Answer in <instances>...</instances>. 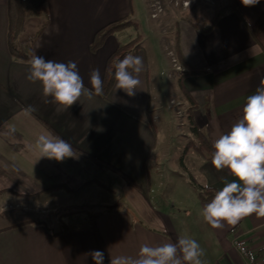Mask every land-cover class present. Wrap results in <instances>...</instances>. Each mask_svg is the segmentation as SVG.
I'll return each instance as SVG.
<instances>
[{"label":"crops","instance_id":"1","mask_svg":"<svg viewBox=\"0 0 264 264\" xmlns=\"http://www.w3.org/2000/svg\"><path fill=\"white\" fill-rule=\"evenodd\" d=\"M195 1L182 0L188 5L179 7L167 4L174 23L166 47L179 52L190 67L206 70L202 76L186 77L182 86L195 105L193 121L212 148L237 122L247 96L264 79V26L253 31L264 12V0L247 8L240 0H228L210 20L218 16L208 32L202 31L209 24L198 22L199 14H187ZM7 3L0 0V211L21 206L24 213L41 218L0 226V264H93L88 255L93 251H102L103 264H110L115 256L136 257L143 244L175 243L185 235L203 249L202 264H243L232 246L235 235L252 246L264 264V218L252 215L220 229L202 221L200 212L209 201L198 200L193 184L217 191L234 179L226 169L215 170L211 160L186 150L187 143L170 171L165 160L155 158L161 113L166 120L174 110L181 112L172 110L174 105L180 104L184 112L188 107L178 76V100L167 102L163 83L167 53L161 64L159 51L148 53L142 46L138 56L143 67L134 96L113 85L106 99L82 96L66 111H57L45 102L40 85L26 80L27 61L14 59L9 52ZM231 3L237 10L220 11ZM144 6L143 0H47L49 20L31 54L62 63L75 61L90 88L91 70L98 68L103 81L107 59L119 44L133 38L134 31L108 36L92 51L95 34L120 20L138 25L139 16L148 11ZM149 18L155 19L150 14ZM35 19L39 29L45 18ZM36 31L25 39L18 37L21 50ZM29 105L35 110L26 112ZM48 133L71 144L76 157L38 160L35 140ZM177 171L187 173V178L167 176ZM62 209L65 212L57 216ZM49 215L63 227L50 226L43 218Z\"/></svg>","mask_w":264,"mask_h":264},{"label":"clouds","instance_id":"2","mask_svg":"<svg viewBox=\"0 0 264 264\" xmlns=\"http://www.w3.org/2000/svg\"><path fill=\"white\" fill-rule=\"evenodd\" d=\"M240 3L247 8L256 6L260 0H240ZM27 63L26 80L38 83L45 102L51 103L57 111H66L82 96L91 99L103 92L98 68L92 69L89 74V88L85 86L75 61L56 62L32 53ZM142 67L140 56L127 55L119 60L114 68L115 89L122 90L129 97L134 96L140 84L138 77ZM34 110L31 105L25 108L26 112ZM212 148V167L217 171L226 169L234 179L226 180L203 206L200 212L202 221L212 229H220L225 225L235 226L252 215L264 218V79L260 80L255 92L247 96L237 122L215 140ZM34 151L38 160L47 158L60 162L76 157L71 144L51 133L37 137ZM88 255L93 264H103L102 251H93ZM202 256L200 244L185 235L175 243L159 246L143 244L136 257L115 256L110 264H202Z\"/></svg>","mask_w":264,"mask_h":264},{"label":"rangeland","instance_id":"3","mask_svg":"<svg viewBox=\"0 0 264 264\" xmlns=\"http://www.w3.org/2000/svg\"><path fill=\"white\" fill-rule=\"evenodd\" d=\"M144 1V8H147L149 11H145L139 16L138 19V30H134L131 28V31H134V35L132 34V37L138 33L141 37V45L146 49L148 53H158L161 57V64L163 61V58L165 57V53H171L173 57L165 58L166 60V72H165V81L164 87H165V95L167 98V102L170 98H176V101L178 100V90L176 85V77L179 76L180 71L176 70L175 66H178L176 63L177 57L176 53L173 49L169 48L167 49V43L168 38H170V35L172 34V28H173V21H174V15L170 12L168 9L167 4L172 2L174 5H178L182 3V0H143ZM206 3H202L200 1H195L189 11L187 12L188 15H191L195 17L197 14H199V17H197L198 22L203 24H210V20L217 14V12L220 9V5L228 4V0H204ZM225 1V2H224ZM187 5L186 3H182V5ZM169 5V4H168ZM198 5V6H196ZM178 5L177 7H179ZM159 8L161 10H159ZM197 9V10H195ZM143 11V10H142ZM180 12V10H179ZM149 14L152 18V15H156L154 20H151L149 18ZM183 14V13H182ZM180 15V13L178 14ZM187 15V16H188ZM38 19H29L27 21V27L26 30L20 35V37H23L24 39L27 37L28 34H31L32 32H35L37 29V22ZM125 35H129L128 32H125ZM131 36V35H130ZM129 36V37H130ZM128 37V38H129ZM168 39V40H167ZM166 47V49H165ZM168 55V54H167ZM173 58L175 61L173 62ZM180 66V65H179ZM169 74V76H168ZM174 109H180L181 112L175 114ZM172 110H174V114L172 117L168 119H163L165 117V113H161L162 120H157V128H158V137H157V149L155 158L158 162L166 161V170H171L172 167H175V163L177 160L183 155L184 145L189 140V131L187 127L186 116L184 112V108L178 105H174L172 107ZM185 134V137L184 135ZM188 137V139H187ZM190 159L186 158L188 161ZM155 168H153L154 170ZM166 173V172H165ZM167 176H170L171 178H175L178 176H183L187 178L188 174L183 173L181 171H177V173L169 174ZM176 178V179H177ZM33 202H29V204H32ZM47 204V203H46ZM46 206V205H45ZM65 212L64 209L59 210L56 212V215ZM34 218H41L39 215L34 214H28L24 213L21 210L20 207H13L10 209H4L0 211V226H3L4 224H9L10 222L15 221H21L26 219H34ZM48 224L54 228H62L63 224H58V226L55 224V222L50 218L49 216L43 217Z\"/></svg>","mask_w":264,"mask_h":264},{"label":"trees","instance_id":"4","mask_svg":"<svg viewBox=\"0 0 264 264\" xmlns=\"http://www.w3.org/2000/svg\"><path fill=\"white\" fill-rule=\"evenodd\" d=\"M46 3H47V0H8V3H7V20H8L7 39H8L9 52L14 59L26 62L31 58L32 44L35 41V39L43 32L49 20ZM226 8L232 9L234 11L237 10L236 6L233 3H231L229 6L223 7L220 11H224L226 10ZM39 17L45 18L44 23L36 31V33L32 37L31 41L27 44L25 49L21 50L17 45L18 37L20 36V34H22L26 30L27 21L29 19H34V18H39ZM217 19H218V16H216L208 26L204 27L202 31L204 32L210 31L213 28L214 24L216 23ZM192 25L194 27H198L196 23H192ZM263 26H264V12L261 14L260 18L258 19V22L253 28L254 33L260 30ZM131 28L136 31L138 30V25L131 19L120 20V21L106 25L105 27L100 29L95 34L94 40L91 45V50L96 51L98 48H100L104 40L108 36L123 33L127 29H131ZM141 41L142 40H141L140 35L136 33V35L133 38L129 39L127 42L119 44L117 50L107 59L103 81H102L103 92L102 94H100V96L103 99L107 98L110 90L112 89L115 83V80H114L115 64L127 55L138 56V52L142 48ZM176 57H177L178 64L183 69V71L180 72L177 78V84L188 106L187 109L185 110V116H186V123H187L188 131H189V135H190V140L187 142L185 149L199 154L205 160H211L210 153L213 151V149L206 142L202 133L200 132L197 125L193 121V110L195 109V105L193 104L189 95L187 94V92L182 86V81L186 77L202 76L206 74V70L190 67L181 58L179 52H176ZM150 127L152 131H155V128L152 124H150ZM193 185L197 191L196 195L200 202H208L214 196L215 190L207 188L206 186H198L195 184ZM64 232L65 230L59 233H55V235H58Z\"/></svg>","mask_w":264,"mask_h":264},{"label":"built area","instance_id":"5","mask_svg":"<svg viewBox=\"0 0 264 264\" xmlns=\"http://www.w3.org/2000/svg\"><path fill=\"white\" fill-rule=\"evenodd\" d=\"M159 10H161V9L159 8ZM155 16H156L155 14L152 15V18ZM167 54H168V56L173 57L171 55V53L167 52ZM174 61H175V59L173 58V62ZM176 63L178 65L177 60H176ZM175 67H176V70H179L180 72L183 71V69L179 65L175 66ZM232 246L239 253L243 264H260L259 259L257 257V253L254 250V248L252 246L248 245L247 243H245L244 240L240 236L235 235L232 238Z\"/></svg>","mask_w":264,"mask_h":264}]
</instances>
